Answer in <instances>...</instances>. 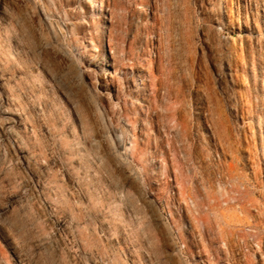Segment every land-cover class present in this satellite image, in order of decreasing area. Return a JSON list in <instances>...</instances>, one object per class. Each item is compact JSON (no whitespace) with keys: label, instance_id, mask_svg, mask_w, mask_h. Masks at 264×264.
<instances>
[{"label":"rangeland","instance_id":"374dc122","mask_svg":"<svg viewBox=\"0 0 264 264\" xmlns=\"http://www.w3.org/2000/svg\"><path fill=\"white\" fill-rule=\"evenodd\" d=\"M85 1L0 0V264H264V0Z\"/></svg>","mask_w":264,"mask_h":264},{"label":"bare ground","instance_id":"6f19581e","mask_svg":"<svg viewBox=\"0 0 264 264\" xmlns=\"http://www.w3.org/2000/svg\"><path fill=\"white\" fill-rule=\"evenodd\" d=\"M167 2V4L168 5H170V4H172V1L170 0L169 2H168V0L166 1ZM165 3V2H164ZM170 3V4H169ZM176 3H178V2H176ZM85 4H86V6L88 7V8H95L96 7V4H97V0H86L85 1ZM95 11V10H94ZM188 17V16H187ZM186 17V18H187ZM190 18V17H189ZM189 18H187V20L189 19ZM167 20V19H166ZM170 21V20H169ZM190 21H191V19H190ZM105 22H106V19H105V16H100V26L102 27V29H103V31L104 32H106V28H105ZM170 25V24H169ZM168 24H164L163 25V27L162 28H164V30H163V32L165 31V30H168V34H169V32H170V34H169V36L171 37V34H173L172 33V26H171V28H170V26H169ZM161 26H162V24H161ZM161 28V27H160ZM174 30V29H173ZM162 31H161V33H163ZM167 32V31H166ZM165 34V33H164ZM167 35V34H166ZM185 35H187V34H185ZM185 35H184V37H185ZM161 36H163L162 34H161ZM169 36H167V38H165V36H164V38L168 41V49L169 50H171L172 48H173V44L171 43V38L169 37ZM176 36V35H175ZM175 36H172V38L174 39V37ZM176 37H178V36H176ZM187 37V36H186ZM251 37V36H250ZM161 38V37H160ZM163 38V39H164ZM179 38V37H178ZM176 39V38H175ZM178 40V39H177ZM161 41H162V39H161ZM186 43L185 44H187V42H190V44L192 43V41L190 40V39H188V38H186ZM181 42V41H180ZM176 43V42H175ZM163 44V43H162ZM164 45V44H163ZM162 45V46H163ZM166 45V44H165ZM175 46V45H174ZM164 47V46H163ZM162 47V48H163ZM182 47H184V46H182ZM160 48H161V44H160ZM163 50H165V49H163ZM161 53V52H160ZM168 53V52H167ZM160 55V54H159ZM171 55V54H170ZM161 56H163L162 54H161ZM160 58V57H159ZM263 58H264V53H263ZM109 76H111V72H109V70H108V68H107V64L105 63L104 64V67H103V70H102V72H100V77L102 78V81H100L101 83H102V85H107L108 83H109V79H108V77ZM141 80H142V77H141ZM141 83H144V82H142L141 81ZM133 144H134V147L136 148L137 147V144H138V141L137 140H134V142H133ZM45 248H47L46 247V244H45V242L44 241H41V242H39V244H38V249L39 250H42V249H45ZM46 250V249H45Z\"/></svg>","mask_w":264,"mask_h":264},{"label":"built area","instance_id":"2783aa9c","mask_svg":"<svg viewBox=\"0 0 264 264\" xmlns=\"http://www.w3.org/2000/svg\"><path fill=\"white\" fill-rule=\"evenodd\" d=\"M164 214H165L164 217H165L166 220L169 219L170 216H171L169 213H164ZM175 237H176V241H177V243H179L180 246H181L182 248H184V247H185V243L183 242V240L181 239V237L179 236V234H178L177 231H175ZM200 262L203 263L202 260H201Z\"/></svg>","mask_w":264,"mask_h":264}]
</instances>
